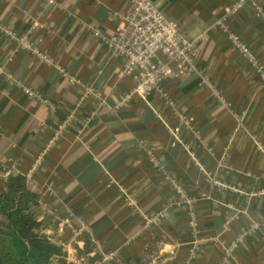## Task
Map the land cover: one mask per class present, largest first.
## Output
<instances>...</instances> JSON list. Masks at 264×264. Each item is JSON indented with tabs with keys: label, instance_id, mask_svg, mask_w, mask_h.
Instances as JSON below:
<instances>
[{
	"label": "crops",
	"instance_id": "0c3cea01",
	"mask_svg": "<svg viewBox=\"0 0 264 264\" xmlns=\"http://www.w3.org/2000/svg\"><path fill=\"white\" fill-rule=\"evenodd\" d=\"M55 1L0 0V189L8 175L21 174L39 195V232L65 253L52 264L94 263L90 239L114 255L113 264H146L150 255L166 264H264V195L257 194L264 191V87L215 26L238 0H151L198 40L195 60L225 101L197 76L167 78L164 88L190 128L157 92L119 104L134 81L119 76L123 60L109 57L92 32L112 33L125 0ZM227 25L264 67V0H245ZM29 30L47 62L13 39ZM168 127L180 128L203 172L181 145L171 147ZM148 150L193 199L195 235ZM159 213L167 216L144 229L143 216ZM79 222L82 241L73 245ZM252 225L256 232L237 242Z\"/></svg>",
	"mask_w": 264,
	"mask_h": 264
},
{
	"label": "built area",
	"instance_id": "2783aa9c",
	"mask_svg": "<svg viewBox=\"0 0 264 264\" xmlns=\"http://www.w3.org/2000/svg\"><path fill=\"white\" fill-rule=\"evenodd\" d=\"M47 5L56 7L57 2L55 0H46ZM127 7L123 12L116 14L117 26L109 35L102 34L99 30H93V36L95 40L101 45L109 57H117L123 60L124 66L119 74L120 77L128 76L134 81L133 88L120 96L119 104H126L131 98L138 97L145 99L153 92H157L162 97L164 103L171 107L174 111V116L180 123L184 124L187 128H190V120L181 115L175 108L174 99L164 88V81L167 78H181L197 76L201 78L204 85H207L211 91L213 97L222 104L225 105L224 99L220 96L218 91L211 85L205 71L199 67L195 60V51L198 47L197 39H190L183 35L176 23L165 18L151 0H125ZM245 0H238L231 5L223 17L218 19L215 26L223 33L227 42L231 45L238 56L248 63L255 71L260 79L261 85L264 87V67L258 63L253 53L246 43H244L239 36L231 31L227 25V19L235 15L244 4ZM30 30L25 33L21 38L15 39L17 45L28 52L33 53L39 60L47 62L46 55L40 53L35 49L32 42L29 40ZM10 35V34H9ZM159 55H162L166 59V63H163L159 59ZM3 68L0 67V73ZM23 92L29 97H38L37 94L30 89H26L19 85ZM51 109L53 106L47 101H43ZM69 121H64L58 126L57 136L67 126ZM168 134L171 137V147L181 145L183 150L193 161L195 167L203 172V166L195 158V155L191 148L182 142L180 136L179 127H168ZM141 149L144 145H140ZM47 149L43 150L45 153ZM150 151L148 150V153ZM149 161L153 167L161 174L165 179H168L172 190L178 195L181 203L186 207L187 214L189 216V226L193 233L196 234L197 222L194 209V201L189 198L181 188V186L174 180L164 176V166L156 158L149 153ZM208 182L212 186H220L224 188L218 181L213 178H208ZM258 195H264V191L257 193ZM129 205L133 203L129 201ZM166 213H159L156 215L143 216V228L148 230L152 226H155L157 222L165 218ZM78 229H71L70 242L73 245L81 243L84 226L81 222ZM257 225H252L246 231H244L237 239V242L241 241L246 235L256 232ZM196 243V241H195ZM92 246V252L97 255L98 264H109L113 262L114 255L103 251L102 245L99 241L90 239ZM234 245H231L230 252ZM146 263V261H145ZM146 264H166L163 259L156 256H149Z\"/></svg>",
	"mask_w": 264,
	"mask_h": 264
},
{
	"label": "trees",
	"instance_id": "16d2710c",
	"mask_svg": "<svg viewBox=\"0 0 264 264\" xmlns=\"http://www.w3.org/2000/svg\"><path fill=\"white\" fill-rule=\"evenodd\" d=\"M39 195L21 174L8 175L0 189V264H52L65 253L39 232L35 208ZM85 251L90 249L85 246Z\"/></svg>",
	"mask_w": 264,
	"mask_h": 264
},
{
	"label": "rangeland",
	"instance_id": "374dc122",
	"mask_svg": "<svg viewBox=\"0 0 264 264\" xmlns=\"http://www.w3.org/2000/svg\"><path fill=\"white\" fill-rule=\"evenodd\" d=\"M97 259V258H96ZM96 259H95V261H94V263H92V264H98L97 263V261H96ZM83 263V262H82ZM82 263H80V264H82ZM109 264H113V262H110ZM117 264V263H116Z\"/></svg>",
	"mask_w": 264,
	"mask_h": 264
}]
</instances>
